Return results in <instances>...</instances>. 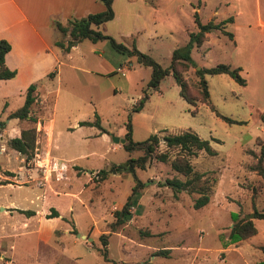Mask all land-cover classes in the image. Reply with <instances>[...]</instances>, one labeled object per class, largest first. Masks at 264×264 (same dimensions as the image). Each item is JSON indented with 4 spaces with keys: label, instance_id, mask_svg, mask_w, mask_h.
I'll use <instances>...</instances> for the list:
<instances>
[{
    "label": "rangeland",
    "instance_id": "1",
    "mask_svg": "<svg viewBox=\"0 0 264 264\" xmlns=\"http://www.w3.org/2000/svg\"><path fill=\"white\" fill-rule=\"evenodd\" d=\"M141 1L114 0V15L100 29L128 48L134 44L162 66H168L172 50L185 45L190 33L197 31L192 6L200 1H169L167 10L176 4L179 8L164 19L162 3ZM216 2H201L202 21L209 19ZM57 34L62 37V32ZM224 40L226 36L220 35L218 39L212 34L209 43L191 47L190 57L196 64L186 73L191 82L197 78V66L229 63L231 45ZM77 45L72 51L76 67L63 66L58 77H45L36 83L40 101L36 102L34 113L53 117V135L51 140L45 137L37 142L40 134L36 126L33 154L23 161L25 167L36 164L33 157L37 151V158L48 157L49 166L54 162L57 167L65 164V168L60 169V178L55 177L52 169L49 184L44 178L43 183L34 180L19 186L0 184V264L257 261L261 254L258 245L264 241V218H255L258 231L244 239L237 251L227 254L226 260L224 249L233 244L229 232L235 219L248 215L254 208L264 209L263 179L246 166L253 160L250 149L259 153L261 146L256 136L264 143L260 104L249 101L255 95L254 85L243 88L229 74L206 75L209 98L219 112L236 120L229 122L208 103L185 100L172 73L165 75L157 88H147L151 66L138 61L135 54L114 48L108 39L93 42L85 38ZM144 88L148 89L144 106L131 112L133 139L143 140L153 132L161 135L185 128L196 131L209 139L216 153L210 155L200 150L189 157L190 161L195 169L216 176L217 182L209 201L195 208L193 200L197 193L182 190L174 194L165 179L176 175V171L168 163L153 159L145 169L136 170L139 178L149 180L139 199L142 210L137 212L132 207V216L112 229L109 224L114 210L121 208L134 183L132 173L116 171L114 165L143 152L125 149L112 135L124 136L121 133L126 128L128 112ZM16 103L13 99L11 106L15 108ZM95 113L105 132H98L94 125L76 126L79 120L94 119ZM164 147L161 142L160 148ZM10 157L9 166L19 163L14 152H10ZM2 162L6 163V156L0 154ZM100 168L107 170L104 179L99 176ZM40 173L42 176L41 166ZM1 204L6 207L2 209ZM9 205L31 209L34 216L26 220L24 212L12 211ZM54 210L56 214L51 213ZM101 233H106L105 245L99 237ZM103 246L107 256L100 251ZM160 248H170L168 255L155 254Z\"/></svg>",
    "mask_w": 264,
    "mask_h": 264
},
{
    "label": "trees",
    "instance_id": "2",
    "mask_svg": "<svg viewBox=\"0 0 264 264\" xmlns=\"http://www.w3.org/2000/svg\"><path fill=\"white\" fill-rule=\"evenodd\" d=\"M105 8L101 11L89 12L82 16H72L67 19L65 23L59 20H54L55 27L63 34H68L66 40L57 39L56 44L61 46L64 50H69L72 45L78 41L88 38L92 41L99 39H108L110 44L123 52L128 54H135L138 61L145 65L151 66V76L147 82V88H157L161 79L172 73L176 83L179 86V94L188 102L196 103L197 100L204 101L209 104L217 115L223 119L232 122L235 119L219 112L212 101L209 98L208 80L207 74H215L225 72L232 76L238 83L245 84L246 79L239 73V67H233L229 63L218 62L211 66H200L195 69L197 78L191 82L186 75L191 66L195 67L196 64L190 57V49L196 44L199 46L206 39V32L212 29H222L223 24L228 19L220 21H214L210 19L206 22H202L199 18L197 11H194L195 23L198 26L196 32L190 33L189 41L180 47H175L171 52L170 63L168 66H162L155 59L148 54L140 51L134 44L131 48H128L122 42H118L113 36L103 32L99 25L104 21L110 19L114 15L112 8L113 0H102ZM229 20L232 17H228ZM230 37L232 33L230 31L222 29ZM11 48L10 42L5 38H0V78H9L15 75L16 70L11 69L5 63V53ZM54 71H51L49 75H52ZM36 84L31 82L26 89L25 99L21 106L11 111L8 117L28 118L30 124L22 128L19 136L9 137L8 145L25 156V160L33 154V149L36 140V126L35 122L37 118L30 114L33 103L36 100ZM148 98V89L144 88L143 93L136 99L131 107V111L128 112L127 120L125 121L126 131L124 133L125 142L122 144L125 149L131 151L133 149H141L143 152L137 156H128L124 161H120L115 166L116 171L132 173L134 177V183L130 192L127 194L125 201L121 208L114 210V219L110 222L112 229H115L118 225L128 220L133 210L140 212L142 210V203L139 199L143 194V187L148 184L149 180H142L136 174L137 168L145 169L151 160H159L168 163L170 167L176 171V175L166 177L165 184L172 188L174 194L179 191L185 190L187 192L197 193V196L193 200V206L195 208L205 205L213 192L217 177L208 174L206 171H200L195 169L194 165L190 161L191 155H196L198 151L204 150L207 154H215L216 150L212 147L209 139L201 137L196 131L185 128L177 131H168L164 134H158L156 132L150 133L143 140H135L131 135V112L140 110L145 100ZM93 120H80L79 124L96 125L100 133L105 132L106 129L101 124L100 116L95 113ZM260 119L264 122V109L260 112ZM2 123V121H0ZM256 142L260 145L259 153L250 149L253 160L246 163L249 170L255 171L264 182V144L259 136H256ZM164 144V149L160 148V143ZM175 148L172 152L171 149ZM98 173L101 179H104L107 174L105 168L98 169ZM6 182L0 180V183ZM24 212L26 215L32 214L34 211L31 209H18ZM253 217L248 218L246 216L236 218L230 227L229 237L232 240L247 238L257 232V227L254 223V218H264V209H253ZM52 214H56V211H52ZM103 245L106 244V233L99 235ZM259 248L264 254V242L259 245ZM170 248H160L155 254L168 255ZM102 254L107 256V248L105 246L100 247ZM252 264H264V256L262 259L257 260Z\"/></svg>",
    "mask_w": 264,
    "mask_h": 264
},
{
    "label": "crops",
    "instance_id": "3",
    "mask_svg": "<svg viewBox=\"0 0 264 264\" xmlns=\"http://www.w3.org/2000/svg\"><path fill=\"white\" fill-rule=\"evenodd\" d=\"M100 1L101 0H0V38L7 39L11 44V48L5 53V63L9 68L16 70L14 76L0 78V121H2V123H0V154L6 156V163L2 162V164H0V179L6 182L0 184L19 186L34 180L43 183V177L40 173L41 165L39 166L38 162H42V164L48 163V157L46 156L47 161L45 162L46 157L44 156L42 159L37 158L39 153L35 151L33 159L36 160V164L25 167L23 165L25 156L18 150L10 147L7 142L9 137L19 136L21 129L27 127L30 120L28 118L8 117V114L23 104L27 86L31 82L36 84L37 81L45 77H58L64 69L63 66L76 67L75 64L72 63L74 54L72 51L77 48V44L80 41L72 45L69 50H64L61 46L56 44L55 41L57 39H67L68 34L62 33V37L59 36L57 32L61 31L55 27L54 20L65 23L69 17H78L89 12L101 11L103 10V3ZM143 1L146 3H157V0ZM158 1L160 4H163V11L165 10V14L162 17L163 19L169 18L176 9L179 8L178 4H176V6L169 11L167 10V3L171 0ZM199 1V5L192 6V9L197 11L198 15L201 11V2L206 4V0ZM228 17L232 18L229 20ZM210 19L214 21L228 19L223 24L222 29L230 31L232 36L230 37L220 28L212 29L206 32V39L199 44V46L203 43H209L212 34L216 35L218 39L220 35L226 36V40L224 41L227 42L228 40L229 45H231L229 64L233 67H239V73L245 77L246 83L242 84L243 88H251V86L254 85L255 95L249 101L250 103L260 104V109L258 111L260 115V112L264 109V0H217L216 4L210 9L208 20ZM103 23H105V21ZM103 23L99 25V28ZM121 70L123 69L121 68ZM51 71H54V73L49 75ZM215 74L228 73L221 72ZM35 93L36 100L32 105L30 114L37 118L35 126L38 127L37 130L40 134V136L37 137V142L45 137L51 140L54 119L53 117L35 115V104L40 101L37 93V86ZM13 99L17 101V103L14 104L16 106L15 108L11 106L13 104H11ZM79 121L76 126L86 125L79 124ZM125 131L126 128L121 135H124ZM98 132H100V130ZM45 144H43V147L46 146ZM253 150L257 152V150ZM48 151H50L49 147ZM10 152H14V158L16 161H19V163L14 166H9L8 164L9 159H11ZM33 170L36 171L34 175ZM57 171H55V175ZM59 172L60 171H58V174L60 175L61 173ZM49 181L50 180L47 179L45 182L49 184ZM5 205L6 204H1V208L4 209L6 207ZM9 207L12 211L26 209L10 205ZM26 216L27 217L24 216V219L28 220L34 216V214ZM253 220L257 227L255 218ZM248 238H250V236L237 240L230 239V243L233 244L224 248L226 253L225 260L227 259V254L237 251L238 246L242 244L243 240ZM227 251H229V253ZM263 256L264 254L261 251L258 260L262 259Z\"/></svg>",
    "mask_w": 264,
    "mask_h": 264
},
{
    "label": "built area",
    "instance_id": "4",
    "mask_svg": "<svg viewBox=\"0 0 264 264\" xmlns=\"http://www.w3.org/2000/svg\"><path fill=\"white\" fill-rule=\"evenodd\" d=\"M40 165L42 167V177L46 180L48 178H50V174H51L52 169L55 171H57V170L60 171V169L62 170L65 168V164H60L59 167H57L55 163L53 165H51V167L48 166V163H43V164L40 163ZM58 171L56 172V175H55L56 178H60V176H61V174L60 175L58 174Z\"/></svg>",
    "mask_w": 264,
    "mask_h": 264
},
{
    "label": "water",
    "instance_id": "5",
    "mask_svg": "<svg viewBox=\"0 0 264 264\" xmlns=\"http://www.w3.org/2000/svg\"><path fill=\"white\" fill-rule=\"evenodd\" d=\"M196 68H199V66H197ZM112 139L114 140V141H117V142H121V143H124L125 142V137H123V136H118V135H112ZM91 171V170H90ZM253 214H252V212L251 213H249L248 215H246V217H248V218H250L249 216H252Z\"/></svg>",
    "mask_w": 264,
    "mask_h": 264
}]
</instances>
